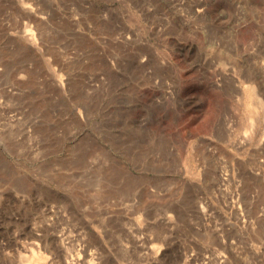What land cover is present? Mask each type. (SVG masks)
Returning <instances> with one entry per match:
<instances>
[{
  "label": "rangeland",
  "instance_id": "rangeland-1",
  "mask_svg": "<svg viewBox=\"0 0 264 264\" xmlns=\"http://www.w3.org/2000/svg\"><path fill=\"white\" fill-rule=\"evenodd\" d=\"M0 264H264V0H0Z\"/></svg>",
  "mask_w": 264,
  "mask_h": 264
}]
</instances>
